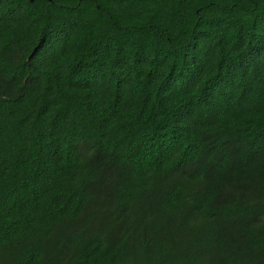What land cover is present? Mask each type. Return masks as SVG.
<instances>
[{"label":"trees","instance_id":"obj_1","mask_svg":"<svg viewBox=\"0 0 264 264\" xmlns=\"http://www.w3.org/2000/svg\"><path fill=\"white\" fill-rule=\"evenodd\" d=\"M0 264H264V0H0Z\"/></svg>","mask_w":264,"mask_h":264}]
</instances>
